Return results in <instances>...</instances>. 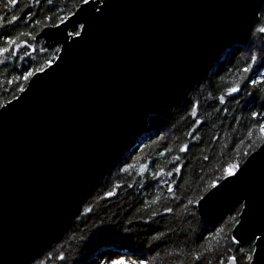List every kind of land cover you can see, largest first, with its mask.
Segmentation results:
<instances>
[{"label":"water","instance_id":"obj_1","mask_svg":"<svg viewBox=\"0 0 264 264\" xmlns=\"http://www.w3.org/2000/svg\"><path fill=\"white\" fill-rule=\"evenodd\" d=\"M263 7L264 0H90L43 28L36 39L57 47L56 57L0 106V264H25L57 243L148 119L242 43ZM73 25L80 36L69 35ZM236 171L197 211L210 223L241 204L231 236L243 244L264 229V143Z\"/></svg>","mask_w":264,"mask_h":264},{"label":"trees","instance_id":"obj_2","mask_svg":"<svg viewBox=\"0 0 264 264\" xmlns=\"http://www.w3.org/2000/svg\"><path fill=\"white\" fill-rule=\"evenodd\" d=\"M80 4L0 0V36L16 38L0 54V106L25 88L30 78L20 79L24 71L35 74L56 57L58 48H46L37 34ZM260 28L264 7L242 43L225 50L164 113L148 119L144 133L98 181L62 238L25 264H100L118 256L136 264H225L233 256L237 264H250L244 257L252 240L237 244L231 236L241 204L204 223L197 202L226 177L224 168L239 167L264 143L258 127L264 115L252 116L264 114V83H249L264 74ZM0 46H6L3 40ZM232 87L238 91L229 93Z\"/></svg>","mask_w":264,"mask_h":264},{"label":"snow or ice","instance_id":"obj_3","mask_svg":"<svg viewBox=\"0 0 264 264\" xmlns=\"http://www.w3.org/2000/svg\"><path fill=\"white\" fill-rule=\"evenodd\" d=\"M11 3L15 4L16 0H10ZM80 3L83 5H87L90 3V0H80ZM81 11H88V9L86 8H81ZM68 15L70 16L71 13H68ZM65 19H67V16L65 17ZM12 20H16V17L13 16ZM63 22V21H62ZM76 25H73V32L69 33V35H76V36H80L81 35V31L76 30ZM80 29H84L85 28V24H80L79 25ZM260 32L264 33V28H260L259 29ZM0 40H3L4 45L6 46H0V54L6 53L9 51V47H11L14 43H16V38L15 37H11L8 35H3L0 36ZM21 43H24L23 41H21ZM17 47H19V44L16 45ZM14 54V53H13ZM27 55V53H26ZM252 61L256 60V56L255 54H253V56L251 57ZM45 66L50 64V60H45ZM251 67V65L249 64L248 66H246L243 71L245 73H247L249 71V68ZM45 69L44 67H40L38 68L36 71L38 72H43ZM34 73L31 70H27L24 71L22 76L20 77V79L22 80H28L31 76H33ZM261 76V79L257 80V79H250L249 83L251 84H257V83H264V74H259ZM9 84L12 83V81H8ZM19 91L23 92L24 88L21 87L19 88ZM229 93H233V92H237L238 89L236 87H232L229 90ZM221 102H223V98H221ZM257 115H264V114H260V113H252L253 118H255ZM259 130L261 133V139H264V120H261L259 125ZM249 135H251V130H249ZM182 151L184 150L183 148L181 149ZM237 168L238 165L235 163L229 164L226 168H224V174L225 176L228 177H234L235 175H237ZM141 170L143 171V166H141ZM159 174V173H157ZM169 175H171V173H169ZM213 186H215V183L213 184ZM171 190V189H170ZM240 227H244V222L241 221L240 222ZM252 241L251 244L252 245H256V248H253L251 245L248 248V255H246L244 257V259H246L247 261L250 262V264H264V243H262V241H264V229L260 230V235L257 236L255 233L252 234ZM237 241L235 239H233V243H236ZM257 249H260V251H258ZM241 252H244V249L241 248L240 249ZM256 251V256L253 257V255H251L252 252ZM229 260H235L236 258L233 256H228L227 257ZM128 258L123 257V256H118L114 259H109L106 262L105 261H101L100 264H126V260ZM128 264H136L135 261H128ZM140 264H145L144 261H140Z\"/></svg>","mask_w":264,"mask_h":264},{"label":"rangeland","instance_id":"obj_4","mask_svg":"<svg viewBox=\"0 0 264 264\" xmlns=\"http://www.w3.org/2000/svg\"><path fill=\"white\" fill-rule=\"evenodd\" d=\"M51 63V62H50ZM126 264H128V263H126Z\"/></svg>","mask_w":264,"mask_h":264}]
</instances>
